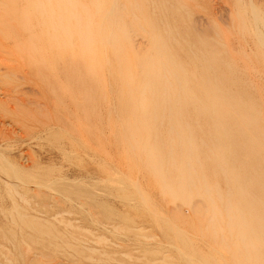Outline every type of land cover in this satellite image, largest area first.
<instances>
[{
    "label": "rangeland",
    "instance_id": "rangeland-1",
    "mask_svg": "<svg viewBox=\"0 0 264 264\" xmlns=\"http://www.w3.org/2000/svg\"><path fill=\"white\" fill-rule=\"evenodd\" d=\"M82 2L94 15L92 27L98 28L101 41L95 46L103 49L99 65H105L95 110L84 91L75 92L62 79L61 91L66 90L67 98L62 102L46 83H33L37 78L31 79L34 71L19 48L22 39L14 45L0 31L5 34L0 40L7 41L1 40L0 45H8L11 53L5 56L10 53L0 48V58L8 59H0V264H200L201 257L209 256L245 261L244 249L239 242L234 244L228 230L221 202L207 199L208 194L200 199L195 189L190 205L172 200L132 151L118 143L117 134L123 130L120 83L124 72L120 55L111 47L117 38L127 67L126 63L132 65L126 62L128 57L137 53L151 57V41L157 33L152 35L153 28L175 48L180 42L169 30L190 29L229 64L253 97L249 105L256 103L264 120V47L255 38L257 26L249 7L251 2L264 13V0ZM0 7V13L9 10L6 0H0ZM6 65L7 73L18 65V72H28L29 81L20 73L15 74L19 80L14 73L10 79L11 74L4 76ZM175 76L172 70L161 80L174 87ZM94 112L99 117L96 124ZM160 127L167 129L165 119ZM178 145L171 137L162 147L175 151ZM33 222L52 235H36L28 226Z\"/></svg>",
    "mask_w": 264,
    "mask_h": 264
},
{
    "label": "bare ground",
    "instance_id": "bare-ground-1",
    "mask_svg": "<svg viewBox=\"0 0 264 264\" xmlns=\"http://www.w3.org/2000/svg\"><path fill=\"white\" fill-rule=\"evenodd\" d=\"M6 4L9 10L0 13L4 14L0 16V31L6 36L0 33V38H11L13 44H19L22 39L18 46L34 71L31 79L37 78L31 82L39 81L42 86L46 83L55 97L61 96L57 99L62 102L67 99L66 90L61 91L59 79H62L75 92L84 91L95 110L103 86L104 64L99 65L103 49L100 51L95 46L101 41L98 28L92 27L94 15L89 8L82 0H6ZM249 5L257 26L255 38L264 47V13L253 3ZM181 29L169 30L179 39L175 48L163 32L153 28L152 35L157 33L151 41L154 50L151 57L137 53L128 57L126 62L132 65L126 63L127 67L117 38L116 45L110 46L120 55L124 72H120L123 130L117 134L118 143H124L132 151L134 159L141 162L144 171L155 178L156 185L172 200L190 205L194 198L191 190L195 189L198 198L208 194L207 199L223 204L234 244L239 242L247 259L209 256L201 257L200 264H264V120L258 105L254 102L249 105L253 97L246 91L248 88L239 84L228 63L217 58L215 48L193 35L190 29ZM12 31L20 34V38ZM6 46L0 48L6 52L9 50ZM8 55L11 53L5 56ZM5 56L0 59L6 60ZM15 59L12 62H17ZM21 64L20 70L25 66ZM8 65L7 70L3 69L4 76L11 74L7 76L9 79L13 73L27 76L28 72L21 74L25 69L17 71L18 65L14 67L16 71L12 66L14 72L7 73ZM172 70L176 85L171 87V83L168 87L161 78ZM17 75L14 77L18 78ZM11 88L15 89L13 85ZM93 115L92 122L96 124L99 117L97 112ZM164 119L167 129L162 131L160 125ZM171 137L179 143L175 151L162 147ZM28 226L40 237L52 235L38 223Z\"/></svg>",
    "mask_w": 264,
    "mask_h": 264
}]
</instances>
